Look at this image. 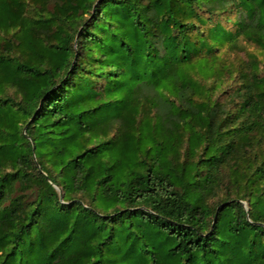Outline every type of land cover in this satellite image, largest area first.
<instances>
[{
	"label": "trees",
	"instance_id": "trees-1",
	"mask_svg": "<svg viewBox=\"0 0 264 264\" xmlns=\"http://www.w3.org/2000/svg\"><path fill=\"white\" fill-rule=\"evenodd\" d=\"M264 0H0V264H264Z\"/></svg>",
	"mask_w": 264,
	"mask_h": 264
},
{
	"label": "rangeland",
	"instance_id": "rangeland-1",
	"mask_svg": "<svg viewBox=\"0 0 264 264\" xmlns=\"http://www.w3.org/2000/svg\"><path fill=\"white\" fill-rule=\"evenodd\" d=\"M246 53L255 54L257 56V58L259 59V61L261 62V67L264 68V52H261V50L255 48L252 45L245 44L244 45V51L240 52L239 55L243 56Z\"/></svg>",
	"mask_w": 264,
	"mask_h": 264
}]
</instances>
